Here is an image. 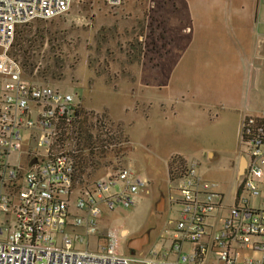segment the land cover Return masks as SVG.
<instances>
[{"label":"rangeland","instance_id":"1","mask_svg":"<svg viewBox=\"0 0 264 264\" xmlns=\"http://www.w3.org/2000/svg\"><path fill=\"white\" fill-rule=\"evenodd\" d=\"M257 14L264 22V0H125L115 7L73 0L67 13L18 28L24 31L19 52L35 64L31 74L24 68L25 78L73 94L80 113L113 138L86 183L120 166L150 179L148 193L132 206L103 207L100 216L103 231L150 233L136 256L169 249L178 209L168 201L178 197L173 173L187 161L199 163L232 202L235 166L245 151L240 119L264 110V71L254 70L257 80L247 88L250 71L241 58L250 42L241 33ZM162 197L166 208L159 204L158 211ZM124 241L120 251L129 255Z\"/></svg>","mask_w":264,"mask_h":264},{"label":"built area","instance_id":"2","mask_svg":"<svg viewBox=\"0 0 264 264\" xmlns=\"http://www.w3.org/2000/svg\"><path fill=\"white\" fill-rule=\"evenodd\" d=\"M72 2L0 0V264H264L263 115L241 123L246 165L232 202L199 163L177 172L169 249L126 255L123 227L100 229L103 207L132 206L150 179L120 166L79 185L75 150L66 145L78 108L73 94L28 80L11 55L19 26L67 13Z\"/></svg>","mask_w":264,"mask_h":264},{"label":"trees","instance_id":"3","mask_svg":"<svg viewBox=\"0 0 264 264\" xmlns=\"http://www.w3.org/2000/svg\"><path fill=\"white\" fill-rule=\"evenodd\" d=\"M22 26V25H21ZM20 27V26H19ZM18 27V28H19ZM16 30L15 40L12 46L11 55L17 60L23 70H29V74H31L34 70L35 64L28 55L21 54L19 51H23V42H24V31L23 29ZM22 57V60L19 57ZM27 70V71H28ZM74 121L72 123V147L74 152V158L77 167V178L79 181V185H83L86 183L84 180V176L87 174V170L92 166H97L96 158L103 157L106 154V150L111 147L113 144V138L108 133L105 125L100 126L96 123H93L91 119L86 115L80 113V110L75 111L74 113ZM99 122V121H98ZM87 150V152H85ZM176 159V166L179 164L182 159L180 157H173ZM181 159V160H180ZM186 163L183 164V167L174 171V174L181 171L185 167ZM175 170V169H174ZM174 179V177H173Z\"/></svg>","mask_w":264,"mask_h":264},{"label":"crops","instance_id":"4","mask_svg":"<svg viewBox=\"0 0 264 264\" xmlns=\"http://www.w3.org/2000/svg\"><path fill=\"white\" fill-rule=\"evenodd\" d=\"M258 14L254 17V21L251 22V24H248L249 26H247L246 31L247 32H242L241 36L243 37V39L245 41H249V45L247 44L246 46H248V49L245 48V46L242 48V54H241V58L244 60V63L248 66L249 68V78H246V84H247V88H251L252 87V81H256L257 79L253 80L252 78V72L258 71V72H263L264 71V22H257L258 19ZM250 30V31H248ZM256 32L254 35H252L251 33ZM248 113H252L251 115H263L264 116V110L260 109L258 111H247L246 113H244L240 119V125H239V132H240V127H241V123L244 120V118L246 116H249ZM240 138V137H239ZM167 197L165 198H161L160 201L158 202V206L159 204H162V209L165 211L166 208V203H167ZM170 202V204H172V202L170 201V199L168 200ZM173 205V204H172ZM162 210V211H163ZM129 229L125 230L123 229L122 234H124L122 240L126 239V232H128ZM131 233V232H130ZM146 236L148 243L150 241V233H145L144 235H142L141 237ZM141 251V250H140Z\"/></svg>","mask_w":264,"mask_h":264},{"label":"water","instance_id":"5","mask_svg":"<svg viewBox=\"0 0 264 264\" xmlns=\"http://www.w3.org/2000/svg\"><path fill=\"white\" fill-rule=\"evenodd\" d=\"M245 158L242 157L241 161H240V165H239V173H243L244 168H245ZM157 210L159 211V208L157 207ZM148 244V240L146 238V236L144 237H139V238H135L131 241L130 247L133 248V252L131 253V255L135 254V251H140L144 246H146Z\"/></svg>","mask_w":264,"mask_h":264},{"label":"flooded vegetation","instance_id":"6","mask_svg":"<svg viewBox=\"0 0 264 264\" xmlns=\"http://www.w3.org/2000/svg\"><path fill=\"white\" fill-rule=\"evenodd\" d=\"M240 158L237 162V165L235 166L236 167V170L239 171V165H240V161H241V158L244 157L245 158V161H246V156L244 155V152L240 153ZM245 165H246V162H245ZM158 207V205L156 204V208ZM145 233H142L141 235H133L132 233H130V231L126 232V241H124V247L125 249L131 254L133 252V248L130 247V244H131V241L135 238H139L141 237L142 235H144ZM123 241V240H122ZM122 245V244H121ZM138 251H135V253H137Z\"/></svg>","mask_w":264,"mask_h":264}]
</instances>
